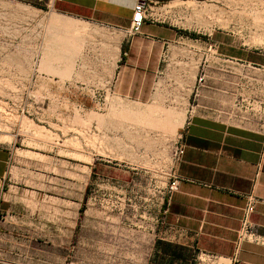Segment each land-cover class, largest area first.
<instances>
[{
  "label": "crops",
  "instance_id": "crops-1",
  "mask_svg": "<svg viewBox=\"0 0 264 264\" xmlns=\"http://www.w3.org/2000/svg\"><path fill=\"white\" fill-rule=\"evenodd\" d=\"M17 1L49 5L58 17L52 51L69 62L93 54L91 72L77 74L74 63L70 74L120 101V115L141 122L134 131L158 134L151 148L180 143L183 153L173 160L176 189L151 190L162 196L145 222L137 176L104 173L105 193L136 200L96 205L86 193L95 164L66 181L0 144V264H264V14L253 17L259 36L248 44L234 20L224 28L218 0L202 6L196 32L162 9L205 0H138L145 11L135 34L127 30L137 0ZM249 194L259 237L236 245Z\"/></svg>",
  "mask_w": 264,
  "mask_h": 264
},
{
  "label": "rangeland",
  "instance_id": "rangeland-1",
  "mask_svg": "<svg viewBox=\"0 0 264 264\" xmlns=\"http://www.w3.org/2000/svg\"><path fill=\"white\" fill-rule=\"evenodd\" d=\"M208 1H172L162 10L171 22L196 32L200 11ZM218 2L216 11L221 12L224 28L232 29L234 20L242 40L252 44L259 36L253 17L264 14V0ZM57 18L46 6L0 0V144H10L18 156L37 158L46 173H65L66 181L74 170L83 176L87 172L84 163L95 164L96 174L86 193L96 205H118L126 198L134 204L136 200L134 193L124 198L105 193L104 173L137 176L144 185L143 196L137 199L144 202L147 222L162 196L151 195V190L163 191L172 181L174 147L151 148L161 144L158 134L134 131L141 122L134 116H121L120 101H110L102 87L80 83L70 74L74 63L77 74L91 72L93 54H71L77 59L69 62L70 54L52 51L49 42L57 36ZM203 18L204 24H213ZM201 76L197 83L202 82Z\"/></svg>",
  "mask_w": 264,
  "mask_h": 264
},
{
  "label": "built area",
  "instance_id": "built-area-1",
  "mask_svg": "<svg viewBox=\"0 0 264 264\" xmlns=\"http://www.w3.org/2000/svg\"><path fill=\"white\" fill-rule=\"evenodd\" d=\"M51 8L49 5L46 6ZM145 11V6L141 1H136L133 5V14L131 19V24L127 30L129 34H135L140 31L141 24L143 22V13ZM263 150H264V142H263ZM183 153V146L178 143L173 151V159L176 161L180 158L181 154ZM177 178L172 176V181L167 188V194L170 195L177 187ZM257 198L249 194L247 196V202L243 208V213L240 219V226L237 230V241L236 245L243 239L249 238L251 240H258V235L256 234L255 230L252 228V225L249 221L251 213L254 211V206ZM166 210H164L165 212ZM67 264H78L75 261H69Z\"/></svg>",
  "mask_w": 264,
  "mask_h": 264
},
{
  "label": "trees",
  "instance_id": "trees-1",
  "mask_svg": "<svg viewBox=\"0 0 264 264\" xmlns=\"http://www.w3.org/2000/svg\"><path fill=\"white\" fill-rule=\"evenodd\" d=\"M124 50H125V47L123 46V48H122V52H123V54H124Z\"/></svg>",
  "mask_w": 264,
  "mask_h": 264
}]
</instances>
